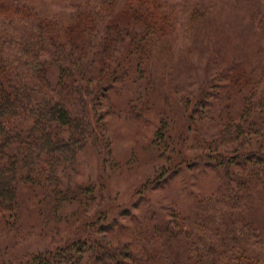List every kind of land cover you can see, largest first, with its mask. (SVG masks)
<instances>
[{
    "label": "trees",
    "instance_id": "trees-1",
    "mask_svg": "<svg viewBox=\"0 0 264 264\" xmlns=\"http://www.w3.org/2000/svg\"><path fill=\"white\" fill-rule=\"evenodd\" d=\"M252 1L62 0L51 10L46 0H0V235L51 238L40 251L0 252V264H264V232L245 218L264 183V0ZM187 49L215 70L170 91L174 71L189 69ZM143 86L163 90L169 106L184 100L187 131L215 123L233 145L187 164L217 179L193 217L174 201L157 210L148 195L186 163L164 121L155 146L165 164L130 208L88 211L105 185L75 180L86 145L103 163L109 153L99 107L111 113L113 90Z\"/></svg>",
    "mask_w": 264,
    "mask_h": 264
},
{
    "label": "rangeland",
    "instance_id": "rangeland-1",
    "mask_svg": "<svg viewBox=\"0 0 264 264\" xmlns=\"http://www.w3.org/2000/svg\"><path fill=\"white\" fill-rule=\"evenodd\" d=\"M46 1L50 4L51 10L59 8L62 2V0ZM260 2L262 0L252 1L251 5L257 8ZM251 5L250 8H253ZM187 52L190 59L189 69L174 71L167 84L170 91H188L193 87L194 79L201 83L203 81L199 78L215 70L213 64L209 71H204L206 63L197 59L198 55L194 53V50L187 49ZM205 56L206 54H203L201 57L205 58ZM150 71L154 70L150 69ZM213 78L214 75L210 79ZM215 79L216 87V84L223 81V76ZM208 86L210 90L212 85L208 84ZM213 91L216 92V89ZM153 94L156 98L157 95L160 96L159 100L162 104L153 98ZM163 94L164 91L159 88L150 89L146 93L144 86L142 90L134 87L117 88L111 92L109 97V102L113 105L112 112L109 113L108 102L99 107L106 114L104 119L106 131L103 139L109 142L107 158L103 163L104 152L100 153L94 146L86 145L77 157L75 166V180L78 184L86 186L96 182L98 185L103 183L105 185L104 190H100L98 195H95L94 202L90 204L88 211L100 207L98 209L107 210L111 218L112 215L120 213L122 209L131 207V204L138 198L137 191L143 183L155 176L165 164L164 158L160 157L155 146V133L162 121L166 122L168 127L166 132L168 142L175 139L179 152L178 157L186 163L165 187L150 191L148 195L152 197L151 203L155 204L157 210H162L163 206L165 209H170L168 204L164 203L174 201L176 202L174 206L190 213V217H193L196 212V202L201 200L200 198L204 197L212 187L216 188L217 179L200 175V172H196L193 168L190 169L187 164L200 161L208 154L217 155L223 150H231L233 145L228 142L230 138L226 132H221L220 129L218 131L215 123L212 126L201 123L195 126L194 130L187 131L183 122L185 123L184 119L191 115L190 109L183 108V99L179 100V104L169 106L168 102L165 103L163 100ZM225 105L222 103L221 107ZM219 107H209V115L216 116L218 113L215 110H219ZM163 110H168L167 113L170 115L165 116L164 114L167 113H163ZM214 119L216 120L215 117ZM254 144L255 141H253L252 148L257 147ZM261 149L264 153V141H262ZM249 206H251V211L245 218L248 221L251 219L258 230L264 232V183L253 191ZM131 211L134 214L139 213L137 209L131 208ZM122 221L125 226L130 223L128 219ZM25 238L17 242L12 234H1V254L12 258L28 252L40 251L46 248L51 239L49 235H30Z\"/></svg>",
    "mask_w": 264,
    "mask_h": 264
}]
</instances>
